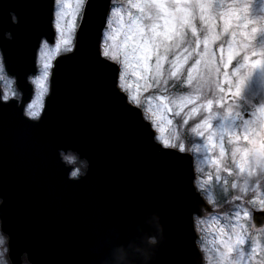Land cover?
<instances>
[{
	"label": "snow or ice",
	"instance_id": "obj_1",
	"mask_svg": "<svg viewBox=\"0 0 264 264\" xmlns=\"http://www.w3.org/2000/svg\"><path fill=\"white\" fill-rule=\"evenodd\" d=\"M17 7L37 10L35 21ZM43 7L20 0L0 16V136L12 130L43 145L64 182H80L92 167L89 141L59 114L50 118L42 101L57 96L62 76L89 98L86 112L102 109L126 140L155 154V167L176 174L174 203H138L163 223L149 233L156 264H264V91L254 89L264 86V9L238 0H50L45 25ZM53 52L66 62L62 72ZM31 83L41 89L34 99ZM185 134L200 141L193 148L214 173L193 165ZM205 224L210 241L200 235ZM108 237L126 244L129 233ZM0 264H37L33 248L17 242L7 191Z\"/></svg>",
	"mask_w": 264,
	"mask_h": 264
},
{
	"label": "water",
	"instance_id": "obj_2",
	"mask_svg": "<svg viewBox=\"0 0 264 264\" xmlns=\"http://www.w3.org/2000/svg\"><path fill=\"white\" fill-rule=\"evenodd\" d=\"M42 2L39 17L46 25L50 0ZM19 3L20 0H0V16L14 14L11 8ZM17 11L29 25L36 19L35 9L17 7ZM65 67L66 62L58 56L54 69L62 72ZM28 87L32 94V84ZM55 87L57 96L51 98L49 94L46 99L49 116L59 114L67 126L88 139L92 167L80 182L67 184L58 170L46 166L50 159L48 156L45 161L44 146L29 143L30 152L19 157L25 170H19L17 175L19 179L31 172L35 177L13 181L12 171L0 170V192L7 191L12 202L17 242L33 248L37 264H156L148 249L152 237L149 233L162 232L163 223L153 221V214L138 203L151 199L174 203L176 174L155 167V154L126 140L102 109L86 112L83 105L89 103V98L76 84L61 76ZM9 141L14 151L24 144L9 130L6 139L0 136V150L6 153ZM35 159L42 160L32 167ZM0 167L11 165L0 160ZM179 175L186 188L187 158ZM126 208L130 212L122 213ZM119 214L123 222L99 233ZM121 230L129 233V239L126 244L113 246L108 233Z\"/></svg>",
	"mask_w": 264,
	"mask_h": 264
},
{
	"label": "rangeland",
	"instance_id": "obj_3",
	"mask_svg": "<svg viewBox=\"0 0 264 264\" xmlns=\"http://www.w3.org/2000/svg\"><path fill=\"white\" fill-rule=\"evenodd\" d=\"M238 2L252 4L253 10L256 11L257 13H259V11L261 9H264V0H238ZM51 55H52V61H53V58L57 55V53L53 52ZM2 85H3V83H2ZM34 86H35V90H34V95H33L32 99L36 98V96L41 92V89L36 84H34ZM254 89L259 93L261 91H264V86L256 84V85H254ZM46 95L47 94H45L42 97V101L44 100ZM182 131H183V129H182ZM187 135L188 136H185L184 139H185L186 144L191 149V152L193 153L195 167L198 169L203 168L206 173L207 172H213L214 173V169L209 164H207L206 162L203 161L202 154L197 153L195 151V148H193V145L200 143V141L197 138L190 136L189 134H187ZM197 174H199V173H197ZM209 191H212L215 193V191H216L215 186L210 184L209 185ZM202 227L205 228L206 231L200 233V235L204 236L205 239L209 240V241L212 238H214V235H215L214 230L209 228V226L207 224L202 225Z\"/></svg>",
	"mask_w": 264,
	"mask_h": 264
}]
</instances>
